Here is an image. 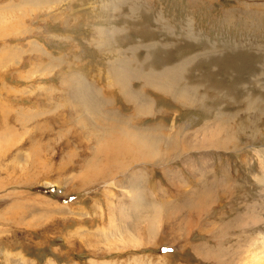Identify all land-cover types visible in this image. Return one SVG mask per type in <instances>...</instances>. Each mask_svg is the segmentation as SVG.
<instances>
[{
	"label": "rangeland",
	"instance_id": "374dc122",
	"mask_svg": "<svg viewBox=\"0 0 264 264\" xmlns=\"http://www.w3.org/2000/svg\"><path fill=\"white\" fill-rule=\"evenodd\" d=\"M0 264H264V0H0Z\"/></svg>",
	"mask_w": 264,
	"mask_h": 264
},
{
	"label": "bare ground",
	"instance_id": "6f19581e",
	"mask_svg": "<svg viewBox=\"0 0 264 264\" xmlns=\"http://www.w3.org/2000/svg\"><path fill=\"white\" fill-rule=\"evenodd\" d=\"M124 72H126V71H124ZM171 72H173L172 70H170V71H168L167 73H165V76H167L168 78H174V76L175 75H173ZM127 73H128V71H127ZM150 74V73H149ZM125 75V74H124ZM162 76V75H161ZM161 76H157V78L156 79H153V80H151V82H149L150 83V85L153 87V88H155L156 90L157 89H159V90H165V91H168V92H174L175 93V91H174V89H172L171 87H168V86H166V85H161V84H159V82H161V83H163L162 81H160L161 79H162V77ZM164 79V78H163ZM148 80V79H147ZM154 81H157V82H154ZM122 89L125 91V92H127L128 93V90H127V85H126V83L125 84H123V87H122ZM166 93V92H165ZM181 93V92H180ZM175 96V95H174ZM187 96L188 95H186V97H185V95L183 94V93H181V94H176V97H177V99L180 101V102H183L182 104H185L184 103V101L186 100V98H187ZM136 104V106H137V113L138 114H141L142 113V110L145 108L143 105H141V104H137V103H135ZM191 104V103H190ZM152 107V104L149 102L148 103V106H147V108H151ZM145 110H146V108H145ZM136 116V115H135ZM132 120V119H131ZM130 120V121H131ZM133 121V120H132ZM128 122V121H127ZM135 122V121H134ZM136 124V123H135ZM128 125V124H127ZM126 127V126H125ZM125 127H123V128H125ZM147 130H149V129H147ZM145 131V132H150V131ZM153 131V130H152ZM166 131V130H165ZM163 132V131H162ZM139 133V132H138ZM147 133V135H146V137L148 138V136H150V135H152V137H153V134H148ZM151 133H153V132H151ZM155 134H156V132H154ZM158 133H159V131H158ZM154 134V135H155ZM162 134V133H161ZM165 134V133H164ZM157 135V134H156ZM159 136V135H158ZM164 136V135H163ZM138 137V136H137ZM157 137V136H156ZM160 137H161V135H160ZM159 137V138H160ZM151 138V137H150ZM154 138V137H153ZM163 138V137H162ZM147 140H149V139H147ZM157 141H159V142H161V140L162 139H156ZM156 140H153L152 141V139H151V141H152V143L153 142H155ZM165 141V140H164ZM156 143H158V142H156ZM127 144V143H126ZM147 144H149V143H147ZM151 144V143H150ZM169 144H170V142H169ZM154 145V144H153ZM129 147H130V145H129ZM119 155H123V152L121 151L120 153H119ZM133 160H135V157L134 156H132L131 157ZM118 160V159H117ZM137 160V159H136ZM137 162V161H136Z\"/></svg>",
	"mask_w": 264,
	"mask_h": 264
},
{
	"label": "crops",
	"instance_id": "0c3cea01",
	"mask_svg": "<svg viewBox=\"0 0 264 264\" xmlns=\"http://www.w3.org/2000/svg\"><path fill=\"white\" fill-rule=\"evenodd\" d=\"M133 74H136V75H138L137 76V78L139 77L140 79H144L145 80V82L147 83V84H149L150 85V83L149 82H151V80H153V79H156L157 78V76H161L162 77V79H161V81L162 82H165V83H167V81L168 80H170V79H172V78H169L168 80H165V79H163V74H162V72L160 73V74H158L157 72H150V74H142V73H140V72H138V71H131ZM148 79V80H147ZM129 80V79H128ZM128 80H127V78L126 79H124V78H121L120 79V82H124V84L126 83V85H128L129 86V84H128ZM130 82V81H129ZM154 82H157V81H154ZM131 84V83H130ZM151 86V85H150ZM130 89H132L131 87H130Z\"/></svg>",
	"mask_w": 264,
	"mask_h": 264
}]
</instances>
